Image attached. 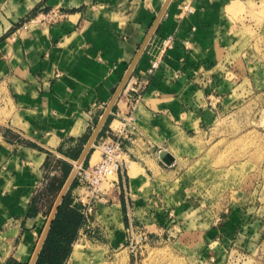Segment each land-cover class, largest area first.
I'll return each instance as SVG.
<instances>
[{
    "label": "crops",
    "instance_id": "1",
    "mask_svg": "<svg viewBox=\"0 0 264 264\" xmlns=\"http://www.w3.org/2000/svg\"><path fill=\"white\" fill-rule=\"evenodd\" d=\"M166 1L0 0V264H28L53 191L57 200ZM263 4L169 1L129 78L148 79L143 97L128 109V80L98 136L131 114L126 168L109 201L87 215L75 242L82 249L74 244L65 264H116L112 251L125 243L130 220L156 228L168 214L185 220L189 194L177 199L168 189L185 185L173 177L183 150L212 127L219 132L264 110ZM169 35L174 44L163 50ZM91 151L85 165L97 154ZM71 195L83 211L77 181ZM232 214L203 233H232Z\"/></svg>",
    "mask_w": 264,
    "mask_h": 264
},
{
    "label": "rangeland",
    "instance_id": "2",
    "mask_svg": "<svg viewBox=\"0 0 264 264\" xmlns=\"http://www.w3.org/2000/svg\"><path fill=\"white\" fill-rule=\"evenodd\" d=\"M257 16L264 29V4ZM261 108L249 111V120L242 124L234 123L230 127L224 124L219 132L212 127L200 133L183 150L180 169L173 177L181 176L185 185L170 182L168 189L177 199V194L182 198L183 194H189L193 204L189 214L184 221L168 214L165 224L157 228L151 222H146V227L138 224L148 231L147 238L140 237V233L134 237L126 227L125 243L112 251L111 259L116 264H264V110ZM118 124L115 122L114 127ZM92 132L93 129L90 135ZM100 157L97 149L92 164ZM58 190L51 188L54 196L50 198L48 214L52 212ZM82 192L86 194L87 190L82 188ZM173 201L169 203L175 205ZM108 210L114 213V207ZM232 212V233H213V239L203 233ZM75 247L82 249L80 243ZM96 261L107 264L108 259Z\"/></svg>",
    "mask_w": 264,
    "mask_h": 264
},
{
    "label": "built area",
    "instance_id": "3",
    "mask_svg": "<svg viewBox=\"0 0 264 264\" xmlns=\"http://www.w3.org/2000/svg\"><path fill=\"white\" fill-rule=\"evenodd\" d=\"M192 8L189 7L188 11L192 12ZM62 16V14L57 13L53 17ZM175 37L169 35L163 40L162 48L166 50L174 44ZM158 60H153L149 68V72H154L158 67ZM149 84L148 79H136L132 78L129 80V93H128V109L132 111L136 104L141 100L147 86ZM120 118L119 113L116 114ZM134 122V118L129 114L126 118H121L118 121V126L111 128L112 132L107 135L97 138L94 143V151L97 149L101 152L100 160L94 164L85 165L81 163L76 167L75 180L78 184L87 190L86 194L81 196V200L85 203L84 213L89 215L94 206L97 203H107L108 194L111 189L117 186L120 182V175L124 172L126 168V149L124 147V140L131 139L128 127ZM78 166V167H77ZM127 232L136 237V233H140V237H148V231L139 227L138 224L130 220L127 227Z\"/></svg>",
    "mask_w": 264,
    "mask_h": 264
},
{
    "label": "trees",
    "instance_id": "4",
    "mask_svg": "<svg viewBox=\"0 0 264 264\" xmlns=\"http://www.w3.org/2000/svg\"><path fill=\"white\" fill-rule=\"evenodd\" d=\"M75 184L76 180L71 188ZM85 221L86 215L79 204L74 203L70 189L59 206L35 264H65Z\"/></svg>",
    "mask_w": 264,
    "mask_h": 264
},
{
    "label": "water",
    "instance_id": "5",
    "mask_svg": "<svg viewBox=\"0 0 264 264\" xmlns=\"http://www.w3.org/2000/svg\"><path fill=\"white\" fill-rule=\"evenodd\" d=\"M170 0H167L162 11L160 12L159 16L157 17L155 23L153 24V26L151 27L147 37L145 38L140 50H139V53L136 57V59L134 60V62L132 63L131 67L129 68V70L127 71L125 77L123 78L121 84L119 85L117 91L115 92L112 100L110 101V103L108 104L107 108L105 109L104 113L102 114L100 120L98 121L96 127L94 128L93 132L91 133L86 145H85V148L80 156V158L78 159L79 163H83L84 160L86 159L88 153L91 151V149L93 148L94 146V143L95 141L97 140L105 122L107 121V118L109 117L110 113L112 112L113 110V107L116 103V101L118 100L123 88L125 87L126 83L128 82L129 78H130V75L133 71V68H134V65L137 61V59L139 58V56L141 55L142 51L144 50L145 46L147 45L148 41L150 40L153 32L155 31L156 29V26L161 18V16L163 15L165 9H166V6L167 4L169 3ZM160 156L162 158V160L166 163V164H172L175 160V157L173 156V154H171L168 150L166 149H163L160 151ZM75 174H76V167L72 170V172L70 173L69 177L67 178L66 182L64 183L62 189H61V192L54 204V207L52 209V212L50 214V217L48 219V222H47V225L45 227V230L43 232V234L41 235V239H40V242H39V245L33 255V258L31 260V262L29 264H35L36 261H37V258L39 256V253L43 247V244L45 242V239L48 235V232L50 230V227H51V224L58 212V209H59V206L61 205L65 195L67 194L69 188L71 187V184L73 183L74 181V178H75Z\"/></svg>",
    "mask_w": 264,
    "mask_h": 264
},
{
    "label": "bare ground",
    "instance_id": "6",
    "mask_svg": "<svg viewBox=\"0 0 264 264\" xmlns=\"http://www.w3.org/2000/svg\"><path fill=\"white\" fill-rule=\"evenodd\" d=\"M80 164H81V163H79V161L76 163V165H78V166H79ZM78 166H77V167H78ZM38 245H39V244H38ZM37 247H38V246H37ZM36 249H37V248H36ZM35 251H36V250H35ZM34 253H35V252H34ZM34 253H33L32 255H34ZM32 258H33V256H32ZM30 259H31V258H30ZM31 260H32V259H31ZM30 262H31V261H30Z\"/></svg>",
    "mask_w": 264,
    "mask_h": 264
}]
</instances>
